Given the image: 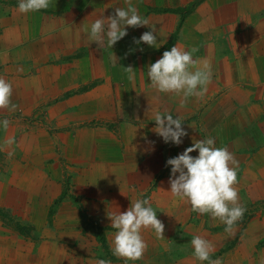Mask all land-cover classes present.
<instances>
[{"label":"rangeland","instance_id":"374dc122","mask_svg":"<svg viewBox=\"0 0 264 264\" xmlns=\"http://www.w3.org/2000/svg\"><path fill=\"white\" fill-rule=\"evenodd\" d=\"M109 1L108 14L98 8L96 19L102 15L107 18L115 7L126 8L129 4L128 0L119 2L121 5H117L118 0ZM53 2L49 9L57 8ZM92 3L95 5L94 0ZM190 8L191 5L184 8V13ZM141 11L147 16L149 6L146 4ZM185 14L178 17L179 21ZM88 20L89 16L81 15L68 38L61 30L52 31L56 37L49 38L46 49L37 51L39 47L34 46L27 53L13 51L9 64L12 96L16 98L13 104H17L13 116L16 122L11 129H0V176L9 170L12 183L28 190L30 206L28 221L16 212L0 208V258L12 259L1 254L8 245L26 253L45 242L57 251L59 264H96L98 259L112 262V240L107 237L116 230L111 224L101 226L99 217L123 212L136 199L149 201L164 224L162 234L166 237L170 232L184 230L187 235H203L213 249H223L229 240L237 242V234H241L238 230L250 218L263 221L264 192L254 188L245 197V192L240 194L237 190L238 200L247 210L232 227L237 237L231 236L219 218L193 212L186 200L167 191L170 166L165 164L194 140L206 137H212L214 146L226 147L234 157L251 147L259 149L260 126L254 127L257 133L252 129V137L240 133L248 118L240 110L244 95L235 90L239 87L240 92L245 85L235 82L227 72L212 75L202 95L185 98L182 94L160 93L149 85L147 65L171 48L174 34L165 46L152 52L140 51L128 37L110 49L105 42L96 46L85 40ZM60 31L62 34L57 36ZM68 44L74 47L68 48ZM68 49L70 54L66 53ZM129 66L136 70L133 80L128 79L124 69ZM156 111L182 118L187 135L180 145L164 143L153 131ZM211 123L222 125L207 127ZM6 136V141H13L10 145ZM9 152L14 154L9 157ZM190 155L196 156L197 152ZM258 160L252 162L259 174L262 166ZM234 187L237 189L236 184ZM122 195L127 196L121 198ZM150 230L141 229L144 241L147 234L154 232ZM14 240L18 242L13 244ZM256 246L263 247L264 239ZM142 257L156 259L158 264L171 262L166 256L143 253ZM232 258V262L236 260ZM249 258L253 264H261L264 255ZM237 259L244 263L246 258L240 255Z\"/></svg>","mask_w":264,"mask_h":264},{"label":"crops","instance_id":"0c3cea01","mask_svg":"<svg viewBox=\"0 0 264 264\" xmlns=\"http://www.w3.org/2000/svg\"><path fill=\"white\" fill-rule=\"evenodd\" d=\"M128 1L136 7L141 16H143L141 9H145L146 4L149 6L150 13L143 16L149 23L148 26L126 27L127 35L121 39L123 43L124 38L127 37L131 38V42L134 39H139L142 33L150 30L149 27L155 26L157 48L165 46L168 39L174 34L172 46L175 45L182 50L192 52L196 65L190 70L194 71L207 61L211 66L213 76L229 73L230 77L235 78V82L238 80L237 83L245 85L242 91L239 92V87L235 90L238 94L244 95L245 102H242L244 105L240 106V110H243L248 118V122L244 124L245 127L240 133L250 134L252 137L254 135L252 129L257 133L254 127L260 126L261 141L259 142V149L251 147L249 151L234 157L237 162L238 179L236 186L239 193L245 192V197L254 188L258 189L259 187L260 191L264 192V0ZM92 2L93 0H55V4L53 2L54 5L52 6H57L56 9H49L50 7H48L37 12L20 13L17 10V0H0V77L12 85V64L9 62L13 61V51L15 53H27L29 48L34 46L39 47L37 51L46 49L49 38L56 37V35L51 34L52 31L61 30L68 38V32L77 27L81 15L89 16L87 22L90 26L91 22L96 19L98 8L104 10L105 15L108 14L109 0H94L95 5ZM119 2H124V0H118L117 5H121ZM189 5L192 8L185 14L183 9ZM91 10L93 11L90 12ZM182 13L185 16L179 21ZM61 31L57 36L62 34ZM85 40L89 41L87 35ZM116 43L122 44L120 41ZM93 44L101 46L102 42H94ZM132 45L139 47L140 51L143 52L147 50L152 52L155 49L143 43L137 45L133 42ZM73 47L68 46V48ZM93 49L95 50V48ZM66 53L70 54L71 52L69 53L68 49ZM254 82H259V84L254 86ZM10 99L13 103L16 98L14 99L11 95ZM16 107L14 109H0V119H8L11 123L7 129H11L12 123L16 122L13 119V116L16 115ZM219 125L221 126L222 123ZM219 125L211 123L207 127L219 128ZM255 136L253 140H255L256 146L258 141ZM8 138V136L4 137L5 141ZM252 160L260 162L261 173L258 174L253 168ZM237 165L239 166L237 167ZM5 172H8L4 175L5 177L0 176V208L10 210L12 213L16 212L18 216L26 218L28 221V207L30 206L28 190L23 186L14 185L10 178V171L5 170ZM126 196L124 195L125 198ZM124 197L121 196V198ZM40 198L38 196L37 201ZM238 202L241 203V199ZM41 203L43 204L42 201ZM113 213H118V211H113ZM262 219L263 221L259 217L250 218L242 226V229L238 230L241 231V234H237L240 236L239 240L237 239V242L234 241L233 243L232 240H229V244L225 245L226 247L223 246V249H213L212 259L221 258L222 264H253L252 259H247V257H252L255 254L256 256L264 255V246L260 248L256 246L260 240L263 241L264 239V217ZM99 223L101 226H106L110 225L111 222L105 215L103 218L99 217ZM236 230L235 228V232ZM150 232L153 231L150 230ZM170 234L171 232L167 237L164 234L162 237H158L155 232L147 234L148 237L145 239L147 248L144 255L166 256L171 261L169 264H201L192 257V249L189 245L192 236H196V234L187 235L184 230L182 233ZM231 236H236L232 230ZM201 237L204 238L203 235ZM112 239L113 233H110L107 240ZM12 242L16 244L18 240ZM44 243L36 245L35 248L31 247L26 253L23 250L18 252L13 247L6 245L7 248L1 254L7 258L11 256L12 259L0 258V264H55V262L59 264L57 251L48 248ZM25 244L29 246L28 243ZM247 244L250 247H242V245ZM240 255L245 256L244 263L238 261L237 257ZM232 257L236 258L233 262ZM113 259L111 264H125L123 258L115 256ZM228 259L230 263L226 262ZM127 264L158 263L156 259L151 257H141L135 261H128ZM261 264H264V258Z\"/></svg>","mask_w":264,"mask_h":264},{"label":"clouds","instance_id":"9594fccd","mask_svg":"<svg viewBox=\"0 0 264 264\" xmlns=\"http://www.w3.org/2000/svg\"><path fill=\"white\" fill-rule=\"evenodd\" d=\"M52 0H17V10L20 13L37 12L47 9ZM148 20L141 16L131 3L126 8L115 7L114 13L105 18L103 15L91 22L85 31L90 42H105L112 46L127 35V27L148 26ZM141 34L134 43H141L157 48L155 26ZM142 50V49H141ZM196 65L191 51H185L172 46L162 53L161 57L147 65L149 85L160 93H177L187 98L202 95L206 85L212 78L210 64L205 61L194 71ZM128 79L133 80L136 70L131 66L124 67ZM12 85L0 77V109H14L11 102ZM154 132L164 143L180 145L187 135L182 127L183 120L171 113L156 111ZM10 121L0 119V129H7ZM10 138L6 141L11 144ZM212 137L194 140L190 147L175 157L166 160L165 166H170L169 190L171 194L186 200L193 212L209 214L225 225V231L230 232L233 225L246 212V206L238 202L236 161L226 147H216ZM197 152L196 156L190 155ZM14 153L9 152L11 157ZM113 233L111 251L114 256L123 258L125 264L142 257L147 244L142 239L141 229L151 228L158 237H162L164 224L157 218L156 210L147 199H136L131 207L118 213H109ZM189 245L194 259L201 264H222L220 258L212 259L213 245L200 236H193ZM96 264H111L110 260L98 259Z\"/></svg>","mask_w":264,"mask_h":264}]
</instances>
